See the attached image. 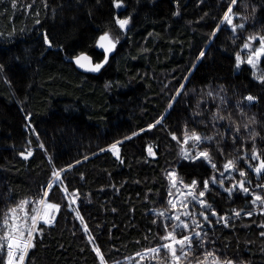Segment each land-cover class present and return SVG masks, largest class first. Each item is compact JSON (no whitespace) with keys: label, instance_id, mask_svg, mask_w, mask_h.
I'll return each instance as SVG.
<instances>
[{"label":"trees","instance_id":"16d2710c","mask_svg":"<svg viewBox=\"0 0 264 264\" xmlns=\"http://www.w3.org/2000/svg\"><path fill=\"white\" fill-rule=\"evenodd\" d=\"M15 3L0 0V216L21 201L38 200L52 171L73 165L63 179L69 192L79 190L76 207L84 223L106 264H126L128 257L163 243L156 214L168 206L167 173L174 169L201 190L208 180L204 199L229 217L225 227L208 213L206 243L201 248L193 239L191 263L211 251L222 262L264 264V215L245 216L252 210L250 197L234 191L229 198L212 185L213 169L203 160L182 159L170 135L181 136L186 126L215 137L200 150L210 153L217 169L234 160L251 181L246 187L264 184V173L256 176L242 159L252 150V132L259 133L255 146L264 158V84L247 64L235 66L237 53L246 58V37L264 35V0H237L233 12L247 19L235 22L245 27L234 34L222 24L215 36L228 0H123L119 9L115 0H46L47 7L45 0ZM117 17L131 18L126 30L119 29ZM105 31L119 43L100 72L81 71L66 59L88 53L94 63L102 61L96 41ZM45 33L52 47L45 44ZM201 51L205 55L197 60ZM256 72H264V59ZM181 84V95L168 109ZM248 95L258 99L249 104ZM217 112L226 119L213 121ZM162 116L161 124L148 130ZM116 141H123L119 159L101 151ZM149 145L154 158L147 155ZM29 147L33 155L24 159L19 153ZM228 175L241 179L236 172ZM230 183L226 179L224 187ZM48 199L60 204V211L54 224L39 225L42 235L25 264H99L60 189L54 186ZM234 210H242L241 216L233 218Z\"/></svg>","mask_w":264,"mask_h":264},{"label":"snow or ice","instance_id":"6c2138e0","mask_svg":"<svg viewBox=\"0 0 264 264\" xmlns=\"http://www.w3.org/2000/svg\"><path fill=\"white\" fill-rule=\"evenodd\" d=\"M35 0H33V3ZM123 0H115L114 6L119 9L122 7ZM237 5V0H228V8L224 13L220 24L213 31L212 35L215 36L216 32L220 30V25L226 24L230 26V30L235 34L238 29H243L245 27L244 23H234L238 17L246 20L247 17H242L239 12H233V8ZM16 6L15 0H13V7ZM32 4L25 5L26 10H31ZM45 7L47 3L45 0ZM246 7V5H245ZM179 14L178 12L176 13ZM130 17L125 19L115 18V23L118 25L120 30H126L128 24L130 23ZM36 23H40L39 20ZM256 41L259 44L256 45ZM44 42L48 47H52V41L48 38L47 33L44 34ZM119 43V37H113L109 32L105 31L102 35L97 38L96 47L103 50L104 59L100 62L93 63L92 58L87 54L81 53L73 57L74 63L81 69L88 72H100L101 69L108 63L109 55L116 49ZM254 45H256L254 47ZM242 50L246 53V58L242 57L239 53L236 54V68L239 69L242 64H247L253 70L259 68L260 62L264 59V35L253 34L247 36L245 42L242 45ZM205 52L201 51L197 60L204 57ZM2 69V66H0ZM253 76L260 83L264 84V72L257 74L253 71ZM187 79V77H185ZM184 85L181 84L180 88L176 91L175 95L172 97L171 102L168 105V109H171L173 104L176 102V97L181 95ZM208 96L212 97L213 93L208 92ZM223 102V97L220 98ZM245 101L251 104L255 102L258 98L252 95H248ZM239 106V105H237ZM213 121L226 119L220 116L217 112L212 117ZM163 116L156 120L154 124L148 126V130L156 127V125L161 124ZM203 122V121H201ZM255 123L254 120L250 121ZM248 128V124L244 125ZM145 131V129H142ZM235 132H240V126L235 127ZM133 135H139V133H133ZM171 138L177 142L179 145V155L182 159L195 162L197 160H203L212 169L214 174L210 177L212 185H218L224 192L228 194L231 198L234 191L242 192L245 196L250 197V205L252 210L244 212L243 214L247 217L253 215H264V195L258 194L255 189H260L264 191V184L257 183L255 189H250L246 187L245 184L251 185V181H246L245 177L247 173L243 170H239L236 167L234 160H227L223 163V171L217 169V165L213 162L212 156L208 151H201L200 145L204 142H211L215 139L212 136H202L195 130L189 131L185 126L184 131L181 136H176L175 133L170 134ZM259 133L252 132L249 133L248 138L253 142V147L251 152H245L242 159L248 164V167L256 174L260 176L264 173V158L261 157L260 151L255 146L256 138ZM125 139H131V137H126ZM235 139V137H234ZM123 141H116L109 146L108 149H101V151H111L114 156L118 159L120 158L119 144ZM43 148V144H40ZM19 155L24 159H28L33 155L32 149L29 147L26 151L20 152ZM147 155L149 157H155L156 153L151 145L147 147ZM84 159H88L87 156ZM51 160V157H49ZM253 162H255L253 164ZM76 163H80L77 161ZM73 165H69L67 168L54 169L51 173L50 182L42 188L41 197L35 201H21L16 207L9 208L7 212L0 216V264H25L29 251L35 247L34 240L37 235H42L43 230L39 227L41 223L45 225H52L55 222L56 215L59 213L61 205L57 203H52L49 201L48 197L52 192L54 186L58 187L62 193L64 200L67 201V207L75 212L76 218L81 222L82 231L87 234L89 243L92 245L93 251L99 258V264H106L103 254L100 248L95 243V238L91 235L87 224L84 223L83 216L80 215L78 207H76L77 201L79 199V190H74L69 192L67 186L64 183L63 173L70 170ZM236 172L241 177L239 181L235 180L232 175L225 176V173ZM220 179L217 180V174ZM167 179L169 181V199L167 201L169 208L168 212L172 215H166L164 211L158 212L156 215L161 221V226L165 231V235L160 237L163 243L157 247L150 249H145L143 252H138L134 257L127 258V264H152L153 261L156 264H191L190 254L193 250V239L198 241V245L203 248L206 243L205 237L206 232H203V224L197 219V215L202 218V220L209 225H211V220L209 215L217 219L218 223H223L225 227L228 226L229 217L219 215L212 205L207 202L204 197L210 191L209 181L205 180L203 189L197 194L196 189L198 187V182L193 180L191 184H185L182 179L178 178L176 171L170 170L167 173ZM229 180L230 186L224 187L225 180ZM175 190V191H173ZM29 204L33 207L29 210ZM189 204L192 208H189ZM199 206L200 212L197 214L194 209ZM240 211H233V218H238L241 216ZM185 217L188 219H182ZM157 221L154 220L153 223ZM171 226V230H169ZM264 227V224L260 225ZM179 231L181 236L178 238L176 233ZM188 234H184V233ZM264 236V232L260 233ZM179 250V254L178 253ZM164 252V256L161 257L160 253ZM138 257V259H137ZM209 259L211 264H233V261L226 260L221 262L218 257L215 256L214 252H205L203 254V259H196V264H208ZM115 264H121V261H115Z\"/></svg>","mask_w":264,"mask_h":264},{"label":"rangeland","instance_id":"374dc122","mask_svg":"<svg viewBox=\"0 0 264 264\" xmlns=\"http://www.w3.org/2000/svg\"><path fill=\"white\" fill-rule=\"evenodd\" d=\"M234 23H236L235 22V20H234ZM243 23V22H242ZM238 31L239 30H237V33H238ZM259 43H258V41L256 42V45H258ZM256 45H254V47L256 46ZM259 69V68H258ZM258 69H256V71H258ZM257 74H260V73H257ZM202 151V150H201ZM173 170V169H172ZM178 178L179 179H181L179 176H178ZM184 182V181H183ZM185 183V182H184ZM185 184H187V183H185ZM173 191H175V190H173ZM199 191H201V189H199V187H197V189H196V192H197V194L199 193ZM32 208V207H31ZM31 208H29V210H31ZM169 208V205L167 206V208L166 209H163V210H160V211H164L165 213H166V215H172V213L171 212H168L167 211V209ZM189 208L191 209L192 208V205L191 204H189ZM194 211L198 214L199 212H200V208H199V206H196L195 207V209H194ZM206 214H208V213H206ZM57 216V215H56ZM182 219H188V218H185V217H181ZM197 219H199L200 220V222L203 224V227H205L206 228V222H204L203 220H202V218L201 217H199L198 215H197V217H196ZM184 234H188L187 232L186 233H184ZM181 236V234H179V237ZM192 244H193V242H192ZM177 254H179V250H178V253ZM160 255H161V257H163L164 256V252L162 251L161 253H160ZM137 259H138V257H137ZM222 262V261H221ZM193 263V262H192ZM191 263V264H192ZM126 264H127V262H126ZM133 264H135V261H133ZM145 264H147V261L145 262ZM152 264H156V262L155 261H153L152 262ZM184 264H187V263H184ZM208 264H211V260L209 259V261H208ZM233 264H235V263H233Z\"/></svg>","mask_w":264,"mask_h":264},{"label":"water","instance_id":"95a60500","mask_svg":"<svg viewBox=\"0 0 264 264\" xmlns=\"http://www.w3.org/2000/svg\"><path fill=\"white\" fill-rule=\"evenodd\" d=\"M84 54H87L88 56H90L91 58H92V61H93V63H94V59H93V57L90 55V54H88V53H84ZM79 55V54H78ZM76 56V55H75ZM75 56H68V57H66V59L68 60V61H71L72 63H74V61H73V57H75ZM74 65L76 66V68H78L79 70H81V71H84V72H88V71H85L84 69H81V68H79L75 63H74Z\"/></svg>","mask_w":264,"mask_h":264}]
</instances>
